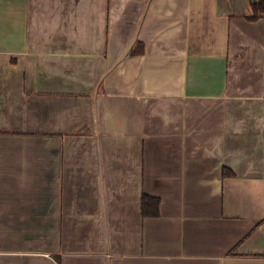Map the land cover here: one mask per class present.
I'll list each match as a JSON object with an SVG mask.
<instances>
[{"label":"crops","instance_id":"obj_1","mask_svg":"<svg viewBox=\"0 0 264 264\" xmlns=\"http://www.w3.org/2000/svg\"><path fill=\"white\" fill-rule=\"evenodd\" d=\"M253 2L0 0V264H264Z\"/></svg>","mask_w":264,"mask_h":264},{"label":"trees","instance_id":"obj_2","mask_svg":"<svg viewBox=\"0 0 264 264\" xmlns=\"http://www.w3.org/2000/svg\"><path fill=\"white\" fill-rule=\"evenodd\" d=\"M253 14L248 16L249 20H257L260 18L261 13H264V0H256L252 3ZM136 52V50L134 51ZM229 171L223 169V174H228ZM159 198L143 194L141 198V214L146 216H157L159 213ZM232 253V252H231Z\"/></svg>","mask_w":264,"mask_h":264},{"label":"water","instance_id":"obj_3","mask_svg":"<svg viewBox=\"0 0 264 264\" xmlns=\"http://www.w3.org/2000/svg\"><path fill=\"white\" fill-rule=\"evenodd\" d=\"M136 40V34L132 37V39L129 41V43L127 44V46L123 49L122 53L119 56V59H123L130 51L132 45L134 44Z\"/></svg>","mask_w":264,"mask_h":264}]
</instances>
